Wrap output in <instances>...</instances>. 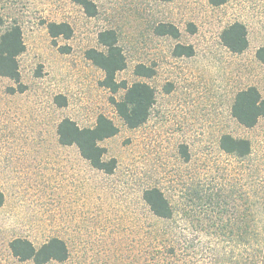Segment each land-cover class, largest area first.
Instances as JSON below:
<instances>
[{
  "label": "rangeland",
  "instance_id": "rangeland-1",
  "mask_svg": "<svg viewBox=\"0 0 264 264\" xmlns=\"http://www.w3.org/2000/svg\"><path fill=\"white\" fill-rule=\"evenodd\" d=\"M87 16L71 0H0V33L20 26L19 83L0 75V264H35L9 243L39 247L65 242L63 261L43 264H264V117L252 127L231 115L235 93L255 86L264 98V0H93ZM238 21L247 47L226 48L220 34ZM67 23L68 38L52 40L47 25ZM171 23L179 36L159 35ZM113 29L126 59L116 73L146 82L155 103L147 120L129 128L101 85L102 71L85 57L103 49L98 32ZM176 43L191 56H175ZM153 75L134 73L136 65ZM60 102L62 104H60ZM99 114L118 127L100 142L111 173L93 168L75 145H61L57 125L70 118L92 127ZM245 138V157L219 147L223 134ZM184 146L187 158L181 151ZM159 188L172 214L158 218L143 192Z\"/></svg>",
  "mask_w": 264,
  "mask_h": 264
},
{
  "label": "trees",
  "instance_id": "trees-1",
  "mask_svg": "<svg viewBox=\"0 0 264 264\" xmlns=\"http://www.w3.org/2000/svg\"><path fill=\"white\" fill-rule=\"evenodd\" d=\"M83 9L87 16H94L97 12L93 0H71ZM170 1V0H162ZM225 0H209L212 5H220ZM48 33L54 40L62 35L68 38L71 28L67 23L50 22L47 25ZM155 31L159 35H170L174 38L179 36L178 28L171 23H160ZM98 43L103 49L88 48L85 57L97 66L103 73L101 85L112 93L123 91L119 99L110 98L115 112L123 123L129 128H135L143 124L150 115L155 103L154 88L146 82L135 81L127 84L124 80L118 81L116 73L126 66V59L118 44L117 35L113 29H103L98 32ZM222 44L228 50L240 53L247 47L246 28L241 22L235 21L229 24L220 34ZM25 49L22 39L21 28L16 23L7 24L0 33V75L8 77L19 83V69L17 56ZM175 56H191L194 53L191 45L176 43L173 51ZM257 58L264 63V48H258ZM134 73L140 76L153 75V69L138 64ZM60 104H62L60 102ZM231 115L236 121L245 126H254L260 117H264V98L255 86H248L238 90L231 104ZM118 127L103 114H99L92 127H80L70 118H63L57 125L56 133L61 145H75L80 156L89 164L105 173H111L116 165L114 158L104 159L105 147L100 142L115 135ZM219 147L226 153L238 157H245L250 152V143L245 138L233 137L223 134L219 139ZM180 153L187 158L184 146ZM143 200L149 210L158 218H169L172 209L163 192L157 187L144 190ZM4 202L3 192L0 190V206ZM12 254L20 260L31 259L35 264H43L50 260L63 261L67 257L65 242L52 237L39 247H35L26 238L16 237L9 243ZM226 264V263H216Z\"/></svg>",
  "mask_w": 264,
  "mask_h": 264
}]
</instances>
